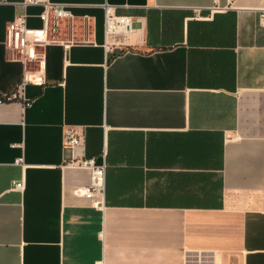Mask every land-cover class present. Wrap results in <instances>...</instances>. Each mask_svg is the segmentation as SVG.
I'll return each mask as SVG.
<instances>
[{"label": "crops", "instance_id": "obj_1", "mask_svg": "<svg viewBox=\"0 0 264 264\" xmlns=\"http://www.w3.org/2000/svg\"><path fill=\"white\" fill-rule=\"evenodd\" d=\"M50 1L73 17L19 92L7 25L44 6L0 0V264H264V0ZM82 157L104 206L74 192Z\"/></svg>", "mask_w": 264, "mask_h": 264}, {"label": "built area", "instance_id": "obj_2", "mask_svg": "<svg viewBox=\"0 0 264 264\" xmlns=\"http://www.w3.org/2000/svg\"><path fill=\"white\" fill-rule=\"evenodd\" d=\"M29 2L40 3L44 6L40 13L43 26L41 28L29 27L26 14L17 15L7 25V46L14 53V56L23 63V76L19 83V92H22L28 83L41 85L45 82L43 70L45 55L42 48L47 43L56 41L50 37V31L55 30L63 19H72L73 17L65 4L54 3L50 0H25V4ZM260 19L264 25V11L261 13ZM105 25L107 35L115 39L114 42L117 43L121 42L122 34L133 28L130 16L118 15L109 6L106 10ZM109 29L112 30L111 34L108 33ZM17 95L14 93L0 96V103ZM80 142L81 135L78 130L74 127L68 128L65 132V147L74 150ZM67 163L90 171L89 183L76 187L75 194L89 198L94 206H104L106 164H98L94 157L76 158ZM13 186L17 189H23L25 183L20 180L14 182Z\"/></svg>", "mask_w": 264, "mask_h": 264}, {"label": "bare ground", "instance_id": "obj_3", "mask_svg": "<svg viewBox=\"0 0 264 264\" xmlns=\"http://www.w3.org/2000/svg\"><path fill=\"white\" fill-rule=\"evenodd\" d=\"M111 32H112V30H111V29H109V30H108V33H109V34H111Z\"/></svg>", "mask_w": 264, "mask_h": 264}]
</instances>
